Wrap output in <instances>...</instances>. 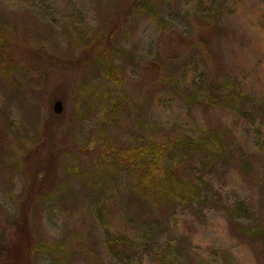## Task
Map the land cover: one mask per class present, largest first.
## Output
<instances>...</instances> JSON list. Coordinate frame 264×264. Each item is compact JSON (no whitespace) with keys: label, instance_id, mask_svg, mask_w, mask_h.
<instances>
[{"label":"rangeland","instance_id":"obj_1","mask_svg":"<svg viewBox=\"0 0 264 264\" xmlns=\"http://www.w3.org/2000/svg\"><path fill=\"white\" fill-rule=\"evenodd\" d=\"M151 1L0 0V264H264V0ZM152 137L198 197L136 190Z\"/></svg>","mask_w":264,"mask_h":264},{"label":"trees","instance_id":"obj_2","mask_svg":"<svg viewBox=\"0 0 264 264\" xmlns=\"http://www.w3.org/2000/svg\"><path fill=\"white\" fill-rule=\"evenodd\" d=\"M136 1H138L139 6L143 5L153 21L160 28L165 27V21L163 17L156 11V9L150 7V5L152 4L151 0ZM218 99L219 98H217V101ZM119 103L120 101H117L115 103L112 113L113 115L117 114ZM173 146L174 145H172V142L170 140H168L167 142H161L152 137L151 139H149V141L147 140L144 143L133 144L131 146V149L129 150V154L126 153L124 156L122 154V156L124 157V161L122 162L129 166L128 168L131 171L130 173L132 175H136L138 178L136 186L137 191L145 194L153 192V195L154 197L156 196V198L164 194H168V199L172 200H185L189 195L198 197V193L200 191L199 188L197 186L192 187L191 183H187L182 180L184 173H186V175L188 173H192L195 175L196 173V176H194L196 178L199 175L198 169H196V172L193 171V157L189 156L188 154H184L177 163L179 165L176 166L174 163H171L169 159V153ZM190 178H193V176H187V179ZM150 181H153V183H150ZM27 239V236H25V238H22L19 243H21L20 249L25 248L24 251L28 255L32 249V244L29 247V241ZM105 242L108 249L114 253H120L123 260L124 257L128 256V240L125 236H116L111 232L110 229L106 228ZM27 251L29 252L27 253ZM2 264H24V258H21L19 262L16 260ZM165 264H167V262H165Z\"/></svg>","mask_w":264,"mask_h":264},{"label":"water","instance_id":"obj_3","mask_svg":"<svg viewBox=\"0 0 264 264\" xmlns=\"http://www.w3.org/2000/svg\"><path fill=\"white\" fill-rule=\"evenodd\" d=\"M64 110L63 101L61 99L57 100L54 104V111L57 114H61Z\"/></svg>","mask_w":264,"mask_h":264}]
</instances>
